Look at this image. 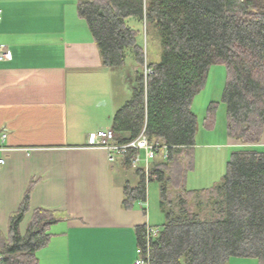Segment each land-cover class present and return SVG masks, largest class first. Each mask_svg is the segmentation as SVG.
Instances as JSON below:
<instances>
[{"label":"trees","instance_id":"1","mask_svg":"<svg viewBox=\"0 0 264 264\" xmlns=\"http://www.w3.org/2000/svg\"><path fill=\"white\" fill-rule=\"evenodd\" d=\"M85 19L100 48L103 65L125 66L132 50L139 66L134 96L114 116L116 143L137 139L166 146L168 156L152 164L150 181L160 183L163 231L148 247L147 226L137 228L138 246L149 264H229L253 258L264 264V0H81ZM155 26L163 55L148 63L140 30ZM148 65L153 73L145 78ZM214 65H225L227 135L242 144L231 153L223 182L203 190L188 188L195 166L198 119L195 97L205 88ZM217 104L208 110L207 126L215 128ZM126 164L131 166L130 155ZM124 188L125 209L148 202V181ZM34 185L12 215L9 235L0 234L5 264H40L38 253L53 239L63 219L37 209L25 234L20 226L31 212ZM147 208L145 209V212Z\"/></svg>","mask_w":264,"mask_h":264},{"label":"crops","instance_id":"2","mask_svg":"<svg viewBox=\"0 0 264 264\" xmlns=\"http://www.w3.org/2000/svg\"><path fill=\"white\" fill-rule=\"evenodd\" d=\"M79 1L0 0V52L12 54L0 62V146L8 148L0 165V234L8 237L10 218L33 184L21 233L37 209L63 219L38 253L40 264H136L137 228H156L161 218L151 205L145 212L144 203L124 208L125 185L141 180L128 169H137L126 156L112 161L89 141L113 128L114 116L134 96L140 69L137 63L129 71L103 65ZM229 144L242 146L232 138Z\"/></svg>","mask_w":264,"mask_h":264},{"label":"rangeland","instance_id":"3","mask_svg":"<svg viewBox=\"0 0 264 264\" xmlns=\"http://www.w3.org/2000/svg\"><path fill=\"white\" fill-rule=\"evenodd\" d=\"M130 25L140 30V42L145 49L146 60L148 63H158L163 55V47L159 30L152 25L147 28L134 20ZM136 59L132 50H127L126 63L123 70L129 71ZM227 83V69L225 65H214L206 83L205 88L195 97L192 111L198 119V131L196 145L194 149L195 166L189 173V189H206L213 185L222 183L226 174L227 163L231 153L240 147L231 146L227 135V105L223 100ZM107 91L102 90V96L107 98ZM104 98V99H105ZM104 104V100L100 102ZM99 103V104H100ZM212 104H217L215 112V128L211 130L207 126L208 110ZM103 106V105H102ZM258 150H264V142L256 145ZM165 151H161L155 161L164 159ZM119 158L116 155V160ZM115 160V161H116ZM152 163V162H151ZM130 178H138L135 169H128ZM147 209L155 217H160L161 222L156 224V228L163 231L165 216L160 209V183L156 180L148 182V202Z\"/></svg>","mask_w":264,"mask_h":264},{"label":"built area","instance_id":"4","mask_svg":"<svg viewBox=\"0 0 264 264\" xmlns=\"http://www.w3.org/2000/svg\"><path fill=\"white\" fill-rule=\"evenodd\" d=\"M1 20V17H0ZM12 54L9 50L4 49L0 52V62L11 61ZM153 73L152 69L149 68L148 65L144 68V75L147 79L149 75ZM8 135L3 134L2 142L5 143ZM116 135L112 129L100 130L96 134H93L90 137L89 145L91 147L104 149L110 156L112 161H115L116 155L118 156H126L130 155L131 165L136 169L144 170V174L149 182L151 176V168L152 164L155 162L157 155L161 151H165V157L168 156L167 147H160L157 144H154L149 141L146 129L142 131L140 136L128 143L118 144L116 143ZM8 148L4 145L0 146V165L6 164V152ZM152 162V163H151ZM160 235V230L158 228L152 227L150 225L147 226V240L148 247L151 242L156 239ZM138 255L141 257L140 260L136 262V264H149L143 259V250L138 248ZM0 264H5V257L0 253Z\"/></svg>","mask_w":264,"mask_h":264}]
</instances>
